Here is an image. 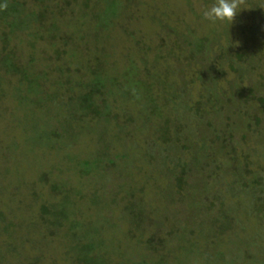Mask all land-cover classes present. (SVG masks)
Segmentation results:
<instances>
[{"label":"trees","instance_id":"trees-1","mask_svg":"<svg viewBox=\"0 0 264 264\" xmlns=\"http://www.w3.org/2000/svg\"><path fill=\"white\" fill-rule=\"evenodd\" d=\"M54 1L62 4H52L51 2ZM36 2L39 4L35 6V3L30 4L25 0H0V69L6 76L17 77L15 81L17 85L13 87L16 107L17 105L27 107L31 104L40 108L47 105L57 107L53 118L48 119L49 125L33 126L34 131L38 130L34 136L37 138L35 152H39L41 147L46 149L43 152L57 148L56 152L59 154L66 144L71 146L76 143L70 141L72 136L81 138L88 131L98 135H95L98 137L97 149L83 145L77 151L69 150L62 158V161L68 165L65 171L73 170L76 180L88 179L90 183L87 185L92 186L90 194H83L82 185L78 182V185L72 186L63 179L58 181L50 179L52 170L63 173L61 166H50V170L42 172L36 181L48 187L51 197L42 200L36 194L30 207V209L37 208V216L33 217L37 227L43 228L49 238L56 237L67 245L65 254L66 256L70 254L68 258L73 264H147L144 259L138 261L123 258L124 253L120 252L119 254L122 255L117 253L120 260H108L106 256L109 252L105 249L107 239L101 235V229L92 225L95 215L106 217L107 210H113L108 199L102 201V193H99L97 185L95 186L96 182H93L96 176H93L102 173L101 170H112L113 167L123 171L129 161L130 150L132 151L137 145L134 142L135 145L132 146L134 140H130L129 144H124L121 152V149L119 152H111L113 138L118 137L117 134H112L115 127L124 131L122 134H126L127 137L132 135L131 130L134 127L147 131L148 135L151 134L152 141L149 139L147 141L153 147L144 146V150L141 147L137 148L138 151L141 150L139 155L142 159L148 160L147 163L160 162V166H165L162 172L164 179H167L165 186L170 190L168 196L174 195L175 192L180 193L190 186L187 190L191 191V195L188 196L193 199L190 200L191 204L198 205L197 210L203 209V199L206 200L207 197H203V193L207 189H201L194 181L188 183L187 179L193 172L199 173L201 170L204 173L214 174L218 171H223L224 174L232 173L243 187L249 185L245 180L246 175L251 174L253 176L251 185L258 187L261 185V177L252 174L253 172L249 170L248 160L244 159L242 166L234 164L237 162V154L233 144L235 132L241 130L240 123L243 124L242 130L260 132L259 134L264 137V125H262L264 71L260 72V67H263L260 63L264 59V39L259 40L257 44L256 41L252 43L249 39V36L251 38L255 36L256 26L241 27L242 33L247 34L244 36L245 44L251 41L250 46L241 45L234 52H230L228 47L221 46L215 53L213 44H216L218 37L211 39L214 31L211 36L210 34L197 36L193 31H188L189 37L187 36L188 38L183 41V47L173 42V48L169 49L165 56H155L151 65L146 56L142 57L140 60L143 66L138 67L130 56L124 57L127 61L125 64L123 59L111 57L104 46L98 47L94 40H90L91 34L83 31L87 23L86 19H90L94 22L96 37H99V34L102 36L109 26L114 24L115 19L124 13L123 0H36ZM128 2L131 3V0ZM76 4L78 7L75 11ZM55 11L71 12L72 17L75 18L70 35L61 37L58 34L59 23L56 21ZM259 13L260 9L257 11V14ZM257 14L255 11L253 16L257 17ZM168 29L174 32L173 28L168 27ZM16 38L17 44L14 43L15 45L12 46L11 43ZM42 41L48 43L54 60L59 62L56 69L60 77L66 76L64 79L57 77L48 85L45 82L49 79V74L37 70L36 66L41 60L36 44ZM24 45L30 50L27 51L29 59L26 63H21L16 49L20 46L18 49L21 50ZM110 57L113 59L111 62ZM182 58L188 63L197 61V66L188 74L190 79L188 81L186 79L180 89L185 95L188 89L192 90L195 86H199L200 91L195 98L186 95L181 97L176 79L171 81L169 76L176 74L171 68L173 60L180 62ZM161 59L162 63L159 62ZM168 60L169 64L165 62ZM184 62L178 70L186 76L189 71L184 70L186 67ZM158 68H161L162 72H159ZM228 74L233 75L232 81L224 80ZM2 80L3 77L0 76V85ZM64 94L67 95L66 100L62 98ZM61 107L65 111L61 110ZM257 107L259 110L255 111ZM25 110L28 112V109ZM180 114L182 117L187 116L186 119H181ZM191 118L197 119L196 125L201 131L198 132L197 128L190 129V126H194L189 123L192 121L189 120ZM138 120H141V127L136 126ZM156 120L158 122H155ZM53 121H56L54 123L56 126H52ZM158 149H162L164 154L160 152H157L156 156L152 154L153 150ZM167 151L168 154H165ZM186 151L193 153L189 159L175 158V153ZM218 155H223L227 164L221 165L217 159ZM147 187L146 184L139 187L130 185L129 193L122 197L121 201H126L127 206L129 203H140L141 206L139 211L129 208L127 216L124 213L126 218H130L133 227L129 231H132V234H134L133 230L141 233L140 238H136V245L139 247L144 244L148 250H152L151 252L158 253L161 256L160 264H173L171 260L165 259L169 255L168 251L162 252L167 244L165 237H160L162 233L158 232L159 236L154 233L145 237L139 228L142 226L136 222L143 217L146 206L149 207L136 199V189L139 188L138 193L145 194ZM208 196L212 198L209 207H213L214 201L219 198L212 194ZM84 198H87L94 210V213L88 216L79 213L80 202ZM257 199L263 206L264 200L260 197ZM174 202L173 200L170 203ZM219 204L223 208L222 202L219 201ZM155 212L157 211L153 210L148 214V221L151 223L156 222L158 218L152 215ZM5 217L6 215L0 211L1 234H8L10 227L17 228V224L12 220L7 219L3 223ZM163 223L158 224L159 231ZM167 236L175 239L176 233L170 229ZM131 238L134 239V235H131ZM148 264H158V262Z\"/></svg>","mask_w":264,"mask_h":264},{"label":"rangeland","instance_id":"rangeland-1","mask_svg":"<svg viewBox=\"0 0 264 264\" xmlns=\"http://www.w3.org/2000/svg\"><path fill=\"white\" fill-rule=\"evenodd\" d=\"M25 1L30 4L35 3V6L39 4L36 0ZM123 1L125 2L122 9V11L125 10L124 13L115 19L114 24L109 26L102 36L99 34V37H96L97 31L94 30V22L90 19H86L87 23L83 31L91 34L90 40H94L93 42L97 43L98 47L104 46L111 57L123 59L124 64L127 62L124 58L126 55L130 56V59L134 60L138 67L143 66L140 59L145 56L150 65L153 64L155 56H165L169 49L173 48V42L183 47V41L189 37L188 31H193L197 36L205 34L211 36L214 31L211 39L218 37L216 44H213L215 53L221 46L228 47L230 52H234L241 45L248 46L251 41L252 43L256 41L257 44L259 40L264 39V0H238V15L230 26L223 22L212 23L202 17L203 10L210 6L213 0H131V3L128 0ZM51 3L62 4L58 1ZM77 7L78 4L74 5L75 11ZM259 9L260 13L257 14ZM255 11L257 17L253 16ZM55 13L56 21L59 23L58 34L61 37L70 35L75 21L71 12L65 11L63 14L55 11ZM253 18L255 19L252 20ZM250 26L257 27L256 34L253 38L249 36L251 41L245 44L244 36L247 34L242 33L241 27L248 28ZM168 27L173 28L174 32H171ZM225 30L226 33H224ZM223 34L224 36H222ZM17 41L16 38L11 45L17 44ZM136 42L140 44L137 45ZM25 45L21 49L22 51L18 49L20 46L16 49L21 63H26L29 59L27 51L30 50ZM36 46L41 57V60L36 63L37 70L47 72L49 79L45 83L51 84L57 77L61 78L56 69L59 62L54 60L48 43L42 41ZM111 57L109 58L110 62L113 60ZM82 59L85 60V58ZM184 60L180 62L173 60L171 68L176 74L174 76L169 74L171 81L176 79L179 92H181L180 89L184 85V81L190 79L188 74L197 66V61L188 63ZM162 61L161 59L159 62L162 63ZM165 62L169 64V60ZM183 62L186 63V67L183 69L189 71L186 76H184L185 73L178 70ZM260 64L264 67V59ZM263 67H260V72L264 71ZM158 69L159 72H162L161 68ZM0 76L3 77L0 85V211L6 215L2 220L3 223L9 219L17 224V228L14 226L9 228L8 234L0 232V264H73L68 258L70 254L68 256L65 254L67 245L61 243L62 240L59 241L56 237L49 238L43 228L37 227L38 225L33 219L37 216V208L30 209V207L33 205L36 194L42 200L51 197L48 187L44 186L42 182L36 181L42 172L50 170V166L58 165L63 170V173L52 170L50 179L57 181L63 179L72 186L78 182L82 185L83 194H90L92 186L87 185L90 183L88 179L76 180L73 170L65 171L68 165L62 161V158L69 150L77 151L83 145L84 147L88 145L90 149H97L98 137L96 136L98 135L92 133L93 131H88L81 138L72 136L73 139L70 137V141H76V143L71 146L66 144L59 154L56 152L57 148L47 151L49 154L43 152L46 150L44 147H41L39 152H35L34 146L37 144L35 142L37 138L34 136L38 130L34 131L33 126L49 125L48 119L53 118L57 107L51 105L48 107L47 105V107L40 108L32 104L27 107L23 105L16 107L14 101L16 94L13 92V87L17 85L15 82L17 77L6 76L1 69ZM64 76L61 79L66 77ZM226 77L225 81L233 79L232 74H228ZM71 78L73 79V76ZM224 84L226 85V82ZM199 91V86H195L194 89L185 91V95L195 98ZM179 95L185 96L182 92ZM66 97L67 95L62 96L65 100ZM25 109H28V112H25ZM58 110L60 109L58 108ZM61 110L65 111L62 107ZM258 110L257 107L255 111ZM180 116L183 120L187 117L184 115L182 117L181 114ZM171 117L173 118V115ZM189 120H192L189 122L190 125H194L190 126V129H196L197 119ZM262 121V125H264V120ZM137 122L136 126L141 127V120ZM54 123L56 121L51 123L52 126H56ZM240 126L241 130L236 131L233 138L237 154V162L234 164L242 166L244 159L248 160L249 170L253 172L252 174L261 177V185L259 187L251 185L253 178L251 174H247L245 180L249 185L243 187L232 173L224 174L223 171H218L214 174L212 172L204 173L201 170L199 173L193 172L187 179L188 183L194 181L196 185L199 184L201 189H207L203 193V197H207L206 200L203 199L204 206L201 210L196 209L198 205L191 204L190 200L193 199L188 196L191 195V191L187 190L190 186L180 193L175 192L174 195L168 196L170 190H167L165 186L167 179H164L162 172L165 166H160V162L147 163L149 161L142 159L139 155L141 150L138 151L137 148L153 147L147 141L148 139L152 141L151 134L148 135L147 131L134 127L131 130L132 135L127 137L126 134H122L124 131L117 130L116 127L113 129L112 134H117L118 137L113 138L111 152H119V149L121 152L124 144H129L130 140H134L131 143L132 146L137 145L133 147L132 151L130 150L129 161L123 171L113 167L112 170H101L102 173L93 176H96L93 178V182H96L95 186L97 185L99 193H102V201L108 199L113 209L107 210L106 217L105 215L101 217L95 215L92 223L102 230L101 235L107 239L106 247H104L110 254L106 256L108 260H120L117 255L120 252L124 253L125 257L123 258L137 259L138 261L144 259L147 264L156 262L160 264L161 256L158 253L151 252L152 250H148L144 244L139 247L136 245V238H140L141 233L133 230L134 234H132V231H129L133 228L130 218L124 216V213L127 216L129 208L139 211L140 203H129L127 206L126 201H121L122 197L129 193L130 185L139 187L146 184L148 185L146 193H138L139 188H137L135 195L137 200L149 207L146 206L143 217L136 222L142 226L138 227L143 231L145 237L154 233L159 236L158 232L162 233L160 237H165L167 240L166 248L162 251H168L169 255L165 258L166 260H171L174 262L173 264H264V205L262 206L258 203L259 200H256L257 197L264 200V141H262L264 137L259 134L260 132L253 133L242 130V123ZM197 130L201 131L198 128ZM79 139L81 144L78 143ZM157 152L164 154L162 149L153 150L152 154L156 156ZM192 154L191 151L175 153V158L189 159ZM81 155H85V153H81ZM217 159L221 165L227 164L223 155H218ZM157 161L159 160L157 159ZM120 185L123 187H119ZM208 194L219 198L214 201L213 207H209L212 198ZM179 197H183L182 200ZM173 200L175 202L170 203ZM219 201L222 202L223 208ZM90 205L87 198H84L80 202L79 213L81 212L83 216L94 213ZM150 207L152 208L150 209ZM153 210L157 212L152 215L158 218L155 220L156 222L151 223L148 221V214H151L150 211ZM162 222L164 223L159 231L157 226ZM0 225H2L1 222ZM170 229L176 233L175 239L167 236ZM131 235H134V239L131 238ZM172 245L174 246L172 247Z\"/></svg>","mask_w":264,"mask_h":264},{"label":"clouds","instance_id":"clouds-1","mask_svg":"<svg viewBox=\"0 0 264 264\" xmlns=\"http://www.w3.org/2000/svg\"><path fill=\"white\" fill-rule=\"evenodd\" d=\"M238 0H213V3L202 12V17L209 22H223L229 26L238 15Z\"/></svg>","mask_w":264,"mask_h":264}]
</instances>
